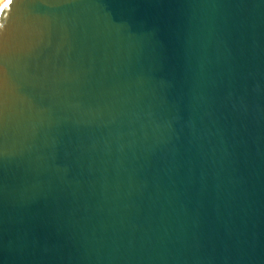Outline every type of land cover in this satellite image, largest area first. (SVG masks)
I'll return each mask as SVG.
<instances>
[{
	"label": "water",
	"instance_id": "95a60500",
	"mask_svg": "<svg viewBox=\"0 0 264 264\" xmlns=\"http://www.w3.org/2000/svg\"><path fill=\"white\" fill-rule=\"evenodd\" d=\"M0 6V264H264V0Z\"/></svg>",
	"mask_w": 264,
	"mask_h": 264
},
{
	"label": "snow or ice",
	"instance_id": "6c2138e0",
	"mask_svg": "<svg viewBox=\"0 0 264 264\" xmlns=\"http://www.w3.org/2000/svg\"><path fill=\"white\" fill-rule=\"evenodd\" d=\"M12 0H7V3L4 5L5 8H7L9 6V4H11Z\"/></svg>",
	"mask_w": 264,
	"mask_h": 264
},
{
	"label": "bare ground",
	"instance_id": "6f19581e",
	"mask_svg": "<svg viewBox=\"0 0 264 264\" xmlns=\"http://www.w3.org/2000/svg\"><path fill=\"white\" fill-rule=\"evenodd\" d=\"M2 1H3V0H1V2H0V6H1V4H2Z\"/></svg>",
	"mask_w": 264,
	"mask_h": 264
},
{
	"label": "rangeland",
	"instance_id": "374dc122",
	"mask_svg": "<svg viewBox=\"0 0 264 264\" xmlns=\"http://www.w3.org/2000/svg\"><path fill=\"white\" fill-rule=\"evenodd\" d=\"M0 2H1V0H0Z\"/></svg>",
	"mask_w": 264,
	"mask_h": 264
}]
</instances>
